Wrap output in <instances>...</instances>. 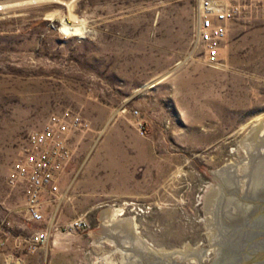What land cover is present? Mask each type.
<instances>
[{"label": "rangeland", "instance_id": "1", "mask_svg": "<svg viewBox=\"0 0 264 264\" xmlns=\"http://www.w3.org/2000/svg\"><path fill=\"white\" fill-rule=\"evenodd\" d=\"M220 1L211 66L199 0H0V264L215 262L264 168V0ZM54 117L70 158L37 222L8 180Z\"/></svg>", "mask_w": 264, "mask_h": 264}, {"label": "built area", "instance_id": "2", "mask_svg": "<svg viewBox=\"0 0 264 264\" xmlns=\"http://www.w3.org/2000/svg\"><path fill=\"white\" fill-rule=\"evenodd\" d=\"M238 7L227 1L199 0L195 34L204 49V60L208 65L219 63V49L226 38L227 23L235 18ZM65 130L64 121L54 117L41 130L30 133L27 148L9 177L11 185L24 188V209L33 221L44 219L43 202L48 195H55L59 191L57 177L70 158L62 138ZM138 131L145 133L142 124L138 125ZM46 238V231H35L30 240L32 247L44 243Z\"/></svg>", "mask_w": 264, "mask_h": 264}, {"label": "water", "instance_id": "3", "mask_svg": "<svg viewBox=\"0 0 264 264\" xmlns=\"http://www.w3.org/2000/svg\"><path fill=\"white\" fill-rule=\"evenodd\" d=\"M212 264H264V168L243 195L235 229Z\"/></svg>", "mask_w": 264, "mask_h": 264}, {"label": "bare ground", "instance_id": "4", "mask_svg": "<svg viewBox=\"0 0 264 264\" xmlns=\"http://www.w3.org/2000/svg\"><path fill=\"white\" fill-rule=\"evenodd\" d=\"M63 30L65 31H73V33H80L81 27L78 25H69L68 23H63ZM248 137L250 139L248 140V145L250 146L247 151L250 152V150H253V145L256 143L255 142H262L264 141V118H259L256 120V122L253 124V128L250 130ZM247 138V137H246ZM247 145V146H248ZM213 192L211 191L209 196V199L212 197ZM219 250V249H218ZM217 250V251H218ZM135 263V262H134Z\"/></svg>", "mask_w": 264, "mask_h": 264}]
</instances>
